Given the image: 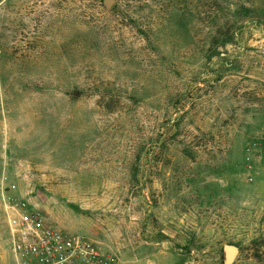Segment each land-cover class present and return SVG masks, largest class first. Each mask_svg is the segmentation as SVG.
Listing matches in <instances>:
<instances>
[{
	"label": "rangeland",
	"instance_id": "374dc122",
	"mask_svg": "<svg viewBox=\"0 0 264 264\" xmlns=\"http://www.w3.org/2000/svg\"><path fill=\"white\" fill-rule=\"evenodd\" d=\"M149 1L0 0V264H16L9 197L96 240L117 264H226V244L239 248L232 264H264V29L238 36L236 52L253 57L233 101L262 109L232 118L229 160L138 159L100 91L162 86L139 31Z\"/></svg>",
	"mask_w": 264,
	"mask_h": 264
},
{
	"label": "trees",
	"instance_id": "16d2710c",
	"mask_svg": "<svg viewBox=\"0 0 264 264\" xmlns=\"http://www.w3.org/2000/svg\"><path fill=\"white\" fill-rule=\"evenodd\" d=\"M169 1L182 0H150L152 9L139 23L145 49L156 52L151 66H156L154 77L162 86L100 91L101 104L131 137L128 150L134 157L158 153L160 162L166 154V163L176 164L172 157L179 154L215 168L229 160L232 118L239 110L262 109L251 103L237 107L234 101L241 95L239 85L251 80L249 70L241 80L236 76L245 73L244 58L253 57L236 52L238 36L253 24L264 29V5L246 0L234 9L229 0H184L170 10Z\"/></svg>",
	"mask_w": 264,
	"mask_h": 264
},
{
	"label": "built area",
	"instance_id": "2783aa9c",
	"mask_svg": "<svg viewBox=\"0 0 264 264\" xmlns=\"http://www.w3.org/2000/svg\"><path fill=\"white\" fill-rule=\"evenodd\" d=\"M6 215L16 264H117L96 240L56 227L25 199L9 197Z\"/></svg>",
	"mask_w": 264,
	"mask_h": 264
},
{
	"label": "water",
	"instance_id": "95a60500",
	"mask_svg": "<svg viewBox=\"0 0 264 264\" xmlns=\"http://www.w3.org/2000/svg\"><path fill=\"white\" fill-rule=\"evenodd\" d=\"M105 2L106 5L110 7L114 3V0H105ZM75 93L78 94V91H76ZM223 253L225 263L232 264L239 253V248L233 244H226L224 245Z\"/></svg>",
	"mask_w": 264,
	"mask_h": 264
}]
</instances>
